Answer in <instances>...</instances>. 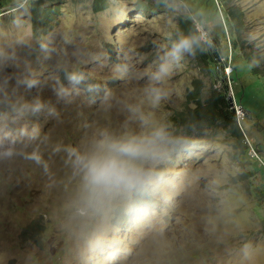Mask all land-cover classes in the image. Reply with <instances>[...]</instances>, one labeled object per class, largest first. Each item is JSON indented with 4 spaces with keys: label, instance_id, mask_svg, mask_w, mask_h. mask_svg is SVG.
I'll return each instance as SVG.
<instances>
[{
    "label": "rangeland",
    "instance_id": "374dc122",
    "mask_svg": "<svg viewBox=\"0 0 264 264\" xmlns=\"http://www.w3.org/2000/svg\"><path fill=\"white\" fill-rule=\"evenodd\" d=\"M33 1L0 0V264H264V174L253 152L264 118L240 119L249 153L226 131H168L192 108L195 80L207 93L223 86L190 47H176L180 16L211 37L191 14L204 0H108L102 13L94 0H56L43 40L33 37ZM227 3L245 12V53L264 81V0ZM82 80L101 85L96 97ZM132 139L155 141L151 154L124 157L137 173L152 170L146 185L159 203L139 217L134 182L94 190L86 178L109 143ZM119 208L130 217L121 228Z\"/></svg>",
    "mask_w": 264,
    "mask_h": 264
},
{
    "label": "trees",
    "instance_id": "16d2710c",
    "mask_svg": "<svg viewBox=\"0 0 264 264\" xmlns=\"http://www.w3.org/2000/svg\"><path fill=\"white\" fill-rule=\"evenodd\" d=\"M223 1L220 0L219 3L218 0H204V3L199 2L191 10L194 18L211 32V37L202 38L192 17H179V31L183 34L184 40L187 39L190 42L191 50L204 64L213 81H222L223 86L221 90L213 87L207 93L203 89L201 80H195L193 89L187 96V104L192 105V108L171 118L169 125L173 126L168 131L170 133L174 131L176 139L179 135L183 137L186 135L188 138L199 135L203 138L207 132L226 131L242 146L245 153H249L251 148L245 137V128L229 103V84L232 85L235 102L249 114L248 118L252 121H260L264 118V81L254 57H248L245 53L249 25L244 10L237 4L227 3L222 6ZM55 3L56 0L31 2L34 39L43 40L52 32L53 23L59 17L61 9L60 3L58 5ZM0 5L1 8H5L4 4ZM108 8V0L93 1L95 13H102ZM228 65L232 68L230 75L225 74L224 70ZM246 73H250L253 78H256L248 86L243 85L241 81ZM61 74L63 79L68 81L69 71L64 70ZM78 86L90 98L94 94V89L101 91V85L93 81L86 83L82 80ZM94 95L96 97V94ZM256 150L258 151L254 156L255 161L260 172L264 174V155L260 156V152H264V143L259 145ZM258 156L260 158H257ZM261 202L264 204L262 199ZM158 203L151 194L150 186H135L131 204L132 216L139 217L145 211L156 207ZM129 218L123 209L119 208L112 220V225L121 228Z\"/></svg>",
    "mask_w": 264,
    "mask_h": 264
},
{
    "label": "clouds",
    "instance_id": "9594fccd",
    "mask_svg": "<svg viewBox=\"0 0 264 264\" xmlns=\"http://www.w3.org/2000/svg\"><path fill=\"white\" fill-rule=\"evenodd\" d=\"M190 46H191L190 42L187 39H185L182 40L176 47L177 49H180V48H189ZM161 70L164 71L165 69L162 67ZM229 85H230L229 101L230 99H232L233 107L231 108L236 113L235 111L236 102L234 100V97H232L230 94V90L233 94V88L231 84ZM156 99L157 100L160 99V95L158 92L156 94ZM238 119L240 121L239 117ZM244 119H245V114H244ZM156 135L157 137L162 136L161 133H157ZM154 144L155 141L152 140L137 141L135 139L128 141H114L109 143L107 145L108 151L106 155L94 158L91 161H89L88 164L86 165L87 167L86 178L88 180V183L91 185V187L94 190L95 189L110 190L120 187L131 186L136 179L135 170L131 167L128 160L124 159V157L139 158L142 156L149 155L154 150ZM253 149L256 148L253 146ZM253 152L256 151L253 150ZM257 158H260V156H258Z\"/></svg>",
    "mask_w": 264,
    "mask_h": 264
},
{
    "label": "water",
    "instance_id": "95a60500",
    "mask_svg": "<svg viewBox=\"0 0 264 264\" xmlns=\"http://www.w3.org/2000/svg\"><path fill=\"white\" fill-rule=\"evenodd\" d=\"M230 106L233 107L232 99L229 101ZM136 179L134 181L135 186H144L152 177V170L150 167H144L141 172H135Z\"/></svg>",
    "mask_w": 264,
    "mask_h": 264
},
{
    "label": "built area",
    "instance_id": "2783aa9c",
    "mask_svg": "<svg viewBox=\"0 0 264 264\" xmlns=\"http://www.w3.org/2000/svg\"><path fill=\"white\" fill-rule=\"evenodd\" d=\"M226 71H227L228 74L231 72L230 66L227 67ZM220 88H221V85H220ZM235 109L237 110V111L236 110L235 111H236L238 117L240 119L241 118L244 119V111H243L242 107L235 103ZM255 154H256V152H255Z\"/></svg>",
    "mask_w": 264,
    "mask_h": 264
},
{
    "label": "bare ground",
    "instance_id": "6f19581e",
    "mask_svg": "<svg viewBox=\"0 0 264 264\" xmlns=\"http://www.w3.org/2000/svg\"><path fill=\"white\" fill-rule=\"evenodd\" d=\"M232 1H233V0H232ZM52 5H53V4H52ZM231 72H232V70H231ZM231 72H230V73H231ZM230 73H229V74H228V73H226V74L230 75ZM222 83H223V82H222ZM185 108H186V106H185ZM256 155H257V153H256Z\"/></svg>",
    "mask_w": 264,
    "mask_h": 264
}]
</instances>
